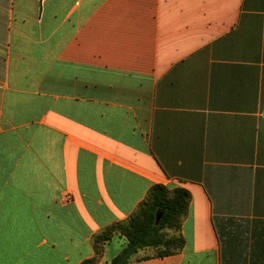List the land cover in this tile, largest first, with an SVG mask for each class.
Masks as SVG:
<instances>
[{
	"label": "crops",
	"instance_id": "crops-1",
	"mask_svg": "<svg viewBox=\"0 0 264 264\" xmlns=\"http://www.w3.org/2000/svg\"><path fill=\"white\" fill-rule=\"evenodd\" d=\"M156 185L185 245L127 264H264V0H0V264L93 260Z\"/></svg>",
	"mask_w": 264,
	"mask_h": 264
},
{
	"label": "trees",
	"instance_id": "trees-1",
	"mask_svg": "<svg viewBox=\"0 0 264 264\" xmlns=\"http://www.w3.org/2000/svg\"><path fill=\"white\" fill-rule=\"evenodd\" d=\"M190 194L184 189L169 190L156 185L132 216L107 227L93 238L96 257L84 264H95L104 245L119 232L128 240L127 247L111 264H127L141 250L152 248L156 256L165 257L181 251L185 240L180 232L188 214ZM162 214L157 224V215Z\"/></svg>",
	"mask_w": 264,
	"mask_h": 264
},
{
	"label": "water",
	"instance_id": "water-1",
	"mask_svg": "<svg viewBox=\"0 0 264 264\" xmlns=\"http://www.w3.org/2000/svg\"><path fill=\"white\" fill-rule=\"evenodd\" d=\"M161 218H162V214H158L157 215V224L160 222Z\"/></svg>",
	"mask_w": 264,
	"mask_h": 264
}]
</instances>
